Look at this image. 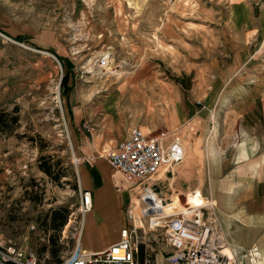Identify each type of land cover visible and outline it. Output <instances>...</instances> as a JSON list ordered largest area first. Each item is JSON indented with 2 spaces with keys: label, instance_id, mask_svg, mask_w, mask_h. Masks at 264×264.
<instances>
[{
  "label": "rangeland",
  "instance_id": "rangeland-1",
  "mask_svg": "<svg viewBox=\"0 0 264 264\" xmlns=\"http://www.w3.org/2000/svg\"><path fill=\"white\" fill-rule=\"evenodd\" d=\"M238 1L0 0L1 241L13 240L35 252L41 264H59L68 256L75 241L63 232L70 220L81 219L79 173L94 145L84 124L93 128L100 146L97 130L118 128V119L111 122L106 115L118 116L128 99L137 109L140 104L142 113L125 114L145 117L136 126L152 131L154 138L178 133L183 142L184 162L155 178L167 202L175 207V200L182 201L178 195L188 203L200 201L190 195L196 191L212 196V176L223 195L232 165L216 175L211 163L220 162L216 153L223 162L232 157L237 141L232 133L221 146L222 130L235 123L232 106L219 107V123L206 119L185 130H177V110L184 106L188 112L187 100L203 98L215 75L219 85L230 78L248 84L256 79L255 68H217L229 60L220 39L228 8ZM105 54L110 72L99 65ZM194 84L201 87L195 94ZM73 109L77 115L84 112L77 127L72 125ZM150 116L154 119L146 120ZM213 127L219 133L210 138ZM216 199L214 210L222 225L224 207ZM61 222L65 224L58 230L55 225ZM141 241L140 264L150 251L158 255L156 264H164L169 251L165 235L148 233Z\"/></svg>",
  "mask_w": 264,
  "mask_h": 264
},
{
  "label": "crops",
  "instance_id": "crops-1",
  "mask_svg": "<svg viewBox=\"0 0 264 264\" xmlns=\"http://www.w3.org/2000/svg\"><path fill=\"white\" fill-rule=\"evenodd\" d=\"M225 26L226 30L220 42L224 47L222 53H225L229 60L222 66L217 64V68H255L256 79L248 84L230 78L219 85L215 75L214 81L208 82L209 90L203 98L194 96L192 102H189L191 99L187 100L186 103L191 104L188 112L185 111L184 106L183 110L180 108L177 110V121L181 125L177 130L182 128L185 130L192 122L200 126L206 119L210 123L217 124L219 107L222 104L232 106L230 115L235 123L232 128L229 125L226 130L225 128L222 130L221 138L222 147L231 133L232 137L237 138L233 145L232 157L223 162V158L216 153L220 162L217 165L211 163L216 175L222 168L231 164V180L225 182L227 187L222 191L223 195H220L218 192L220 184L212 176L210 182L211 184L215 182L216 188L208 198L212 201L217 198L219 206L224 207L221 222L228 242L242 250L258 247L262 258L257 264H264V69H261L264 68V6L261 5L260 0H241L231 4ZM215 42L217 43V40ZM237 84L240 86H236ZM200 89V84H194V94ZM130 98L134 102L136 96ZM129 100L118 116L106 115L111 122L118 119L119 127L112 125L107 131L105 128L101 131L97 130V133H101L100 146L96 145L93 132L89 134L94 140V145L88 150L89 159L79 173L81 188L91 191L93 195V209L85 217L81 239L83 248L89 251L99 252L117 243L120 240L121 230L129 227L126 214L129 196L116 188V172L104 158L105 152L114 150L129 136L132 129L138 127L137 119H145L143 114L139 118L136 114L129 117L125 114L133 111L137 114L142 113L140 104L137 109V106L131 105ZM196 104L203 107H197ZM106 108L107 111L110 110L105 104L104 109ZM72 111L74 123L72 125L77 127L78 120L84 119V112L80 111L77 115L74 109ZM206 111L209 112L208 118L204 116ZM148 119L154 117L150 116L146 120ZM228 120L226 115L224 123L226 124ZM151 132L147 133L151 134ZM216 132L219 133V130L213 127L210 138L216 137ZM108 144L112 147L108 150L103 149ZM225 152L223 150V155ZM187 165L183 166V171L187 170ZM191 188L194 187H188ZM152 258L156 264L158 255L152 254ZM144 259L145 256L142 258V263Z\"/></svg>",
  "mask_w": 264,
  "mask_h": 264
},
{
  "label": "built area",
  "instance_id": "built-area-1",
  "mask_svg": "<svg viewBox=\"0 0 264 264\" xmlns=\"http://www.w3.org/2000/svg\"><path fill=\"white\" fill-rule=\"evenodd\" d=\"M99 65L104 70L109 67L105 58ZM118 68H112L111 72ZM84 129L93 132L87 124ZM185 156L178 133L154 138L139 127L132 129L114 150L105 152V160L116 172V188L129 194L126 209L129 227L121 230L117 243L102 251L84 249L81 244L84 220L93 209V195L79 184L81 219L70 220L63 232L75 241V247L59 264H140L137 254L141 236L148 233L165 235L170 252L164 257V264H257L262 258L259 248L242 250L231 245L214 210L216 205L202 193H194L201 198L197 204H189L188 198L178 195L182 201L176 209H167L169 203L158 191L155 178L163 170L183 163ZM0 264L41 262L35 252L23 250L13 240H0ZM143 264H154L152 251L146 252Z\"/></svg>",
  "mask_w": 264,
  "mask_h": 264
},
{
  "label": "bare ground",
  "instance_id": "bare-ground-1",
  "mask_svg": "<svg viewBox=\"0 0 264 264\" xmlns=\"http://www.w3.org/2000/svg\"><path fill=\"white\" fill-rule=\"evenodd\" d=\"M103 57L105 58V59H107V61H108V59H109V54H105V55H103ZM100 62V61H99ZM109 63V62H108ZM108 68V67H107ZM107 68H106V70H107ZM109 71V69L107 70V72ZM110 72V71H109ZM186 153V152H185ZM197 192V191H196ZM198 193V192H197ZM199 194V193H198ZM192 197H196V196H198V195H196V194H190ZM189 195V196H190ZM175 201H178V203H180V200H175ZM200 201L199 200H197V199H194L193 201H191V202H189V204H197V203H199ZM179 204H176V206L174 207H172V205H170L169 204V207L167 208L169 211L171 210H173V209H176V207L178 206ZM228 252V251H227ZM229 253V252H228Z\"/></svg>",
  "mask_w": 264,
  "mask_h": 264
},
{
  "label": "trees",
  "instance_id": "trees-1",
  "mask_svg": "<svg viewBox=\"0 0 264 264\" xmlns=\"http://www.w3.org/2000/svg\"><path fill=\"white\" fill-rule=\"evenodd\" d=\"M21 39V38H20ZM67 81H68V76H66L64 79H63V82L65 84H67ZM64 222H61L59 225H55V227L59 230L60 228H62L64 226Z\"/></svg>",
  "mask_w": 264,
  "mask_h": 264
}]
</instances>
